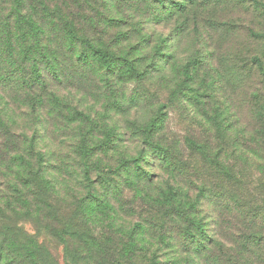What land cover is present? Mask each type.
<instances>
[{"label": "rangeland", "instance_id": "1", "mask_svg": "<svg viewBox=\"0 0 264 264\" xmlns=\"http://www.w3.org/2000/svg\"><path fill=\"white\" fill-rule=\"evenodd\" d=\"M48 1L112 65L89 58L88 66L67 67L59 81L47 76L50 87L34 94L44 105L35 111L23 95L0 90V117L18 139L0 132V231L10 226L16 237L43 242L57 264L67 263L56 236L65 226L77 233L72 250L86 253L81 234L91 227L111 237L117 252L135 221L155 226L147 211L163 210L158 196L189 191L203 170L213 199L196 216L212 229L213 208L227 202L223 188L246 166L242 154L256 152L242 133L249 105L239 99L252 90L264 96V37L253 35L264 33L256 4L264 0ZM72 46L83 49L78 41ZM189 61L195 64L185 70ZM21 134L32 135L34 146ZM155 144L177 155L182 168H165ZM122 162L131 170L138 163L153 183L125 182ZM157 246L164 264V246Z\"/></svg>", "mask_w": 264, "mask_h": 264}, {"label": "trees", "instance_id": "2", "mask_svg": "<svg viewBox=\"0 0 264 264\" xmlns=\"http://www.w3.org/2000/svg\"><path fill=\"white\" fill-rule=\"evenodd\" d=\"M256 4L264 10L263 3ZM253 35L264 37V33ZM88 40L85 30L78 32L63 13L52 7L51 1L0 0L1 92L23 95L22 101L35 111L37 105H44L36 101L34 94L50 87L47 76L59 81L65 76L67 67L88 66L89 58L103 61L110 67L112 58ZM77 41L83 45L82 50H74L72 43ZM86 45L89 52L84 51ZM252 60L258 65L261 63L258 57ZM193 64V61L187 62L185 70ZM130 66L127 65V72ZM233 75L236 81L244 80L240 71ZM56 100L54 96L49 99L51 103ZM239 100L249 105L244 111L248 121L242 133L250 135L256 152L252 151L250 157L241 153L246 166L238 176L231 174L228 185L223 188L227 202L219 201L220 205L213 208L212 229L208 230L206 222L196 216L201 203L207 204L213 199L212 180H207L208 174L203 170L200 177L195 178V186L188 188L190 192L185 189L182 194L171 191L158 196L160 200L155 204L161 203L163 210L158 212L157 207L154 212L147 211L154 215L155 226L149 230L144 221H135L127 231V238L121 241L125 248L117 252L113 250L111 237L98 236L91 227L81 234V244L85 245L87 254L70 248L77 234L70 226L56 232L57 239L64 244L66 264L85 261L88 264H162L157 258L158 244L164 246V264H264V96L252 90L242 92ZM11 127L0 117V132L16 144L18 139ZM145 131L149 135L153 130L148 127ZM21 138L27 147L34 146L32 135L21 134ZM155 145L157 158L163 161L165 168L170 171L182 168L176 167L177 155L163 145ZM119 165L118 169L127 166L125 162ZM126 169L125 182L135 178L137 185L153 183L151 174L142 171L138 163L134 164V170ZM232 180L236 185H231ZM230 186L232 188L228 189ZM2 230L0 264H57L43 242L32 236L16 237L10 226ZM141 235L144 241L139 240Z\"/></svg>", "mask_w": 264, "mask_h": 264}]
</instances>
